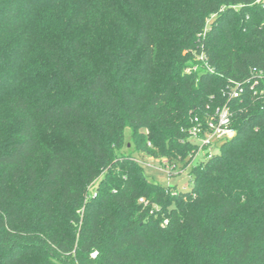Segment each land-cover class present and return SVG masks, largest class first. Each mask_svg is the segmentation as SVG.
Wrapping results in <instances>:
<instances>
[{"label": "trees", "instance_id": "trees-1", "mask_svg": "<svg viewBox=\"0 0 264 264\" xmlns=\"http://www.w3.org/2000/svg\"><path fill=\"white\" fill-rule=\"evenodd\" d=\"M0 264H264V0H0Z\"/></svg>", "mask_w": 264, "mask_h": 264}, {"label": "built area", "instance_id": "built-area-1", "mask_svg": "<svg viewBox=\"0 0 264 264\" xmlns=\"http://www.w3.org/2000/svg\"><path fill=\"white\" fill-rule=\"evenodd\" d=\"M201 60L203 62L206 61L204 57H202ZM242 91L243 85L235 84V87L232 88V91L229 93L230 98L240 97ZM194 123L193 128L190 129L189 135L191 140L199 146L196 155L205 152V160L215 155L213 153L214 148L220 147L223 142L231 140L236 134V131L232 127V113L228 106L218 109L214 116L208 117L205 120V123H201L199 118H195ZM166 164L165 166L169 165ZM169 167L171 169L174 168L170 165ZM140 202L144 203L145 200L142 198ZM93 256L95 257L96 255L94 254Z\"/></svg>", "mask_w": 264, "mask_h": 264}, {"label": "rangeland", "instance_id": "rangeland-1", "mask_svg": "<svg viewBox=\"0 0 264 264\" xmlns=\"http://www.w3.org/2000/svg\"><path fill=\"white\" fill-rule=\"evenodd\" d=\"M130 132L126 131L127 144L131 147ZM133 151V148H132ZM214 154L219 153V147L213 149ZM205 152L195 155L188 165V168L183 169L181 165L176 168H170L169 165L165 166V160H155L148 157L141 158L140 162L144 168L147 176L154 182L158 183L164 188H175L179 192H192L193 178L191 177V167L205 161ZM167 165V164H166ZM171 173V174H170ZM97 185V184H96ZM96 186L92 189H95Z\"/></svg>", "mask_w": 264, "mask_h": 264}]
</instances>
